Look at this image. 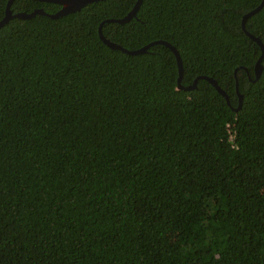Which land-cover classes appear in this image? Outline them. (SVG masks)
Instances as JSON below:
<instances>
[{"label":"trees","instance_id":"16d2710c","mask_svg":"<svg viewBox=\"0 0 264 264\" xmlns=\"http://www.w3.org/2000/svg\"><path fill=\"white\" fill-rule=\"evenodd\" d=\"M137 1L0 29V264H264V59L255 80L242 28L263 0H143L103 25L174 46L193 90L167 46L101 40ZM246 30L264 45V7Z\"/></svg>","mask_w":264,"mask_h":264},{"label":"water","instance_id":"95a60500","mask_svg":"<svg viewBox=\"0 0 264 264\" xmlns=\"http://www.w3.org/2000/svg\"><path fill=\"white\" fill-rule=\"evenodd\" d=\"M14 0H10L6 9V14L5 17L3 18L2 21H0V29L5 26L10 20L12 19H21V20H29L32 19L34 17H36L37 15H44L49 17L50 19H58L61 18L63 16H66L70 13L76 12L81 10L82 8H84L85 6L94 3V2H99V1H104V0H35L37 2L40 3H49V4H56L61 6V10L58 11L56 14H47L44 10H36L32 13H17V14H13L10 7L11 4L13 3ZM143 0H138L136 6L134 7V9L132 10V12L126 16L123 19H111V20H107L104 23H102V25L100 26L99 29V34H100V38L101 40L110 48L114 49V50H120L126 54L129 55H140V54H144L148 51V49L154 45H164L167 46L168 48H170L172 50V52L174 53L176 59H177V64H178V71H179V77H178V85H179V89H185V90H193L197 88V84H198V79L194 82V84L192 86H189L187 88H184L182 86V80L184 77V66H183V62L182 59L180 57L179 52L177 51V49L172 46L171 44L167 43V42H163V41H157L154 43H151L141 49L138 50H134V51H129L115 43H112L111 41L107 40L102 32V28L103 25L105 23H119V24H125L128 21H130L132 18H134L137 15V12L142 4ZM264 7V0L262 1V3L252 12L248 13L242 22V28L245 30V32L247 33V35L249 37H251L253 40H255L260 46H261V50H262V55L259 58L256 67H255V76L256 79L255 80H259L261 74H262V61L264 59V45L261 43V41L256 38L254 35H252L251 33H249L246 30V23L247 20L252 17L253 15H255L256 13H258L262 8ZM200 79H204L207 80L208 82L211 83V85H213L215 87V89L226 99L227 104L229 106H231L230 103V99L227 95V93L218 85V82L216 80H214L213 78L210 77H201ZM237 92L239 95V106L237 109H235L236 111H239L242 107V102H243V96L240 94L239 92V84L237 81Z\"/></svg>","mask_w":264,"mask_h":264},{"label":"built area","instance_id":"2783aa9c","mask_svg":"<svg viewBox=\"0 0 264 264\" xmlns=\"http://www.w3.org/2000/svg\"><path fill=\"white\" fill-rule=\"evenodd\" d=\"M228 128V133H229V141L234 144V147H235V132H233V125H228L227 126Z\"/></svg>","mask_w":264,"mask_h":264}]
</instances>
